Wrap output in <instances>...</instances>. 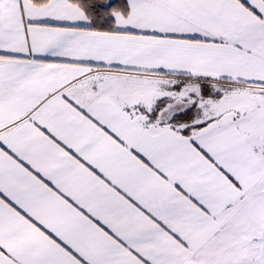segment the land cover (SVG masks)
I'll return each mask as SVG.
<instances>
[{"label":"snow or ice","instance_id":"snow-or-ice-1","mask_svg":"<svg viewBox=\"0 0 264 264\" xmlns=\"http://www.w3.org/2000/svg\"><path fill=\"white\" fill-rule=\"evenodd\" d=\"M0 264H264V0H0Z\"/></svg>","mask_w":264,"mask_h":264}]
</instances>
